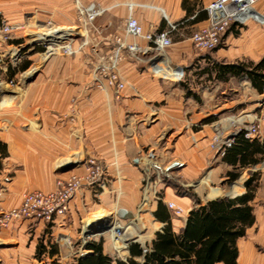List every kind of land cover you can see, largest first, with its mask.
I'll use <instances>...</instances> for the list:
<instances>
[{
    "label": "crops",
    "instance_id": "obj_1",
    "mask_svg": "<svg viewBox=\"0 0 264 264\" xmlns=\"http://www.w3.org/2000/svg\"><path fill=\"white\" fill-rule=\"evenodd\" d=\"M183 1L116 0V4L111 5L115 1L104 0L109 9L108 16L98 23L103 27L101 32L104 34L97 49L99 53H91L89 46L80 48L77 45L74 55L52 57L42 73L30 83L29 94L20 114L16 108L9 113L14 125L0 130V189L3 191L0 208L19 206L26 191L50 192L57 188L59 178L83 173L81 161L88 153H97L107 168V190L101 195L86 190L83 196L73 200L64 218H57L51 224L43 220L25 219L16 221L8 230L0 231V240L5 238L7 241L21 240L28 232L42 233L37 250L38 244H42L47 251L40 256H37L36 251L38 261L34 264H49L45 257H53L54 253L48 251L55 237L64 238L82 229L84 222L87 223L84 213H90L88 208L93 204L94 197L105 201L111 208H125L128 212L134 210L140 201V181L143 168L150 159L146 154L150 151L157 149L156 154L163 163H167V167L175 165L172 173L173 169H178L175 172L188 180L200 178L211 151L210 138L216 118L238 107L261 112L260 138L264 140V91L260 93L245 78L233 77L228 81H217L208 79L207 73H204L199 79L196 78L195 84L189 86L199 96L195 98L187 95L183 83L162 81L134 59H127L121 63L119 70L125 81L137 86V91L128 86L117 101L112 90L101 91L93 85L94 60L112 48L107 40L111 38L108 32L110 27L107 25L117 14L115 11L122 12L120 16L127 19L130 14L128 5L132 2L136 4L135 15L146 30L167 28L165 15L173 22H182L180 33H176L178 40L170 48L169 54L174 62H183L185 59L195 61L198 54L195 53L190 35L202 27L207 19L187 23ZM210 1L198 0L203 5ZM258 6L264 11V0H260ZM225 38V43L216 51L204 53L229 63L247 60L257 62L264 56V25L250 24L243 29L233 28ZM196 60L203 68L207 64L205 58ZM229 92H235V96L231 97ZM219 94L225 98H220ZM213 116L216 117L214 120L206 121ZM167 133L169 141L164 147H159V140ZM170 138L175 140L172 145ZM72 153H76L80 159L78 166L70 159ZM65 163H73V166L60 169L59 166L63 167ZM222 165L226 168L223 181L226 182L233 167L222 159L221 166L214 167L215 176L221 173L218 170H221ZM257 167L258 170H255ZM252 171L260 173V184L251 203L256 221L248 228L246 236L239 238L240 255L237 264H264V203L260 204L264 200V159L244 169L238 178L247 173L246 182ZM235 181H231V186H234ZM244 187L246 191L245 183ZM208 188L205 185L203 189ZM237 195L229 193L201 198L200 202L206 204L216 198H236ZM165 196L186 207V217L179 219L173 216L171 219L172 226L179 231L184 227L189 211L197 200L191 206L188 197H179L170 187L166 189ZM113 212L110 210L109 213ZM158 222L162 228L164 222ZM153 227L154 231L158 229ZM0 262L6 264L2 259ZM14 263L17 264L16 261L10 264Z\"/></svg>",
    "mask_w": 264,
    "mask_h": 264
},
{
    "label": "rangeland",
    "instance_id": "obj_2",
    "mask_svg": "<svg viewBox=\"0 0 264 264\" xmlns=\"http://www.w3.org/2000/svg\"><path fill=\"white\" fill-rule=\"evenodd\" d=\"M103 1L104 0H84L86 4L90 2H97L100 5L102 4L107 7V4ZM112 1H115V3L112 2L111 5L116 4V0ZM171 1L172 0H170V2ZM115 14L116 15H114V17L111 19V22L107 25V27H110L108 28L110 30L108 32L111 35V38L107 40L111 43L112 46L115 42L114 37L117 36V34L125 33L126 18L120 16L122 12L120 13L115 11ZM106 16H108L107 11L100 18L97 19V21L95 22V27H93L94 29H92V31H89L88 33L75 34L73 37H71L74 40L73 43L75 44V51L77 45H79L80 48L89 46L91 53L95 54L94 51L95 49H99L98 47L102 43L101 37L104 35L103 32H101L103 27L99 26L98 23L101 19L105 18ZM3 20L9 23L23 22L25 25L27 23L28 27L23 29L22 31H19L16 34V37L13 40H10L8 43L0 42V81L1 83L3 82L5 88L2 94L0 95V130L4 127L8 129L9 127L14 125V121L13 119L11 121V115L9 113H12V111H14L12 109L16 108L17 110L19 109L18 115L20 114V109L24 107L26 103V98L29 94L30 83H32V81L37 78L39 74L42 73L46 63L54 56H66L62 54L59 55L55 53H48L49 51H51V47L56 46V43L55 40L40 42V40H45L46 38H48L49 33H47L46 31L55 29H58V32L63 30L69 31L72 29L70 28V26L73 27L74 24L79 23V18L78 14H76L74 0H0V24ZM53 25L57 27L49 28ZM232 29L229 30L227 34L230 33ZM176 35L177 34L175 33L173 36V40L175 42L178 40V35ZM51 36L52 35H50L49 37ZM31 42L33 44H31ZM193 47L195 53L198 54V56L196 55V59L202 57L205 54L203 51L196 49L194 44ZM216 50L217 49L206 52L212 53ZM14 52L16 53V55H13ZM98 53L99 52H96V55ZM98 59L99 58H96V60L94 61L96 62L98 61ZM196 59L195 61H197ZM195 61H189L187 59L183 61V63L186 65V68H188V78L186 81L188 82L189 86L196 83V77L193 73V70L189 68L193 63H195ZM29 63L30 66L28 69L24 71L20 70L23 65ZM94 66L95 64L92 67V73H94ZM12 72L14 74H12ZM10 79L14 80L13 84H8L6 82L10 81ZM229 93L231 97L235 96V92ZM219 96L222 99L225 98V96H222L221 94H219ZM120 99L121 97L119 98V100ZM116 100L119 101L118 99ZM75 102L76 101L74 100L73 103ZM243 111L246 114L257 112L258 115L263 118L260 111H256L250 108L248 110H243L241 107H238L234 111L224 113L216 119L220 120L221 118H225L227 116H235L242 113ZM168 135L169 133L163 134L161 140H159V147H164L166 145V142L169 141ZM261 136L262 126L260 129V137ZM170 140V144L172 145L175 140L174 138H170ZM156 150H152L149 152V154H146L150 157V159L143 168V175L140 181V201L137 204V207L131 212H129L134 215V217L132 218V216L128 215L127 218H121L118 215L119 209L111 208L105 201H101L98 197H94L92 201L93 204H91L90 208H88L90 213H84V215H86L85 219L87 224L91 218H102V220L104 218H107L106 220L109 219V223L111 222V225H115L117 226V228H119L120 231L118 233V237H122L123 233L128 230V227L131 226L135 230H138L141 234L135 236V239H137V241L139 240L143 242L144 244H142L147 247L149 244H151L152 238L155 236L156 231H158H154L153 226L159 227L158 229H160L161 227L160 223L154 219L155 217L153 216L152 211L157 207L158 196H164L166 201L168 200L165 196V191L168 187H170V189H173L175 194L179 197H188L187 201H189L191 206L194 205L197 199H208V197L222 196L227 195L229 193L235 196L245 191L244 183L245 179L248 176L247 173H244L240 178H238L235 181L234 186H231L232 182L230 180L223 182L226 172V168L223 165L221 167V170H218L221 171V173L215 176L214 173L216 172L214 167L221 166L222 156H219V154L215 153L213 150H211V148V151L208 153L209 156L207 158L208 161L206 163L205 171L201 173L200 178L193 180H188L184 178V176L180 173L175 172L178 169H175V171L173 169L172 173V168L175 165L167 167V163H163L161 161L159 156L156 154ZM92 156L99 157V155L95 152L86 154V158L82 159L83 161H81L83 166L86 162V159L91 158ZM70 159L75 162L76 166H78L80 159L77 158L76 153H72L70 155ZM102 162L106 170V164L103 159ZM69 167L70 166H59L60 169H65ZM255 170H258V167ZM207 180L208 182H206ZM205 185H208V187L210 188H208V190H204L203 188L205 187ZM146 189L148 191L147 193H145ZM212 191H216V193H211ZM144 196H146V198L150 200V203L147 204L148 206L146 205L148 209H143L141 206V204L144 202ZM261 203H264V200H261L260 204ZM180 205L184 208V211L186 212V207H184L182 204ZM110 210H114L113 213L115 215L109 213ZM186 216L187 212L183 216L175 217L180 219ZM9 228L10 226L8 228L0 227V231L8 230ZM77 230L78 231H76L72 235L66 236L64 238L59 236L53 239L54 244L58 246L59 251L55 255H53V257H45V260H47L49 264H53L52 260L56 261L59 264H76L77 259L74 257V255L76 252H79L83 246L81 238L83 230ZM116 235L117 231L113 232L111 229L109 230V232L106 231L104 234H98L94 236L93 241L102 240L104 243V250L107 254H110L116 259L124 260V258H127L126 256L129 254V252L124 248V241L122 248H116V243L112 239V237L114 238V236L116 237ZM41 236H43V234L40 232H28L27 234L22 236L21 240L8 239L7 241V239L1 238L0 259L5 261L6 264H10L14 261H16L17 264L36 263L38 261L35 256L37 251V243L40 242ZM143 236L149 237L143 238Z\"/></svg>",
    "mask_w": 264,
    "mask_h": 264
},
{
    "label": "built area",
    "instance_id": "obj_3",
    "mask_svg": "<svg viewBox=\"0 0 264 264\" xmlns=\"http://www.w3.org/2000/svg\"><path fill=\"white\" fill-rule=\"evenodd\" d=\"M259 2L260 0H213L209 2L204 6V9L208 12L206 23L190 35L195 48L203 52L213 51L225 43V36L232 27L243 29L250 24L264 25V11L258 7ZM74 5L79 23L74 24L73 27L70 26L72 29L69 31L63 30L59 34L51 37L49 35L45 40H40V42L55 40L56 46L51 47V51L48 53L73 55L75 44L71 37L75 34L92 31L97 19L109 9L97 2L86 4L84 0H74ZM135 6L136 4L133 2L128 5L130 14L125 22V33L117 34L114 37L115 42L111 50L107 54L98 57L99 59L93 69V80L96 88L101 91L112 90L114 98L118 100L128 86L136 91L138 90L135 84L124 80L119 70L121 63L127 59H134L146 71L148 70L156 78L166 82L185 83L188 78L186 65L183 62H174L171 54H169L170 48L175 43L173 36L181 31L182 22H173L165 15L167 28L158 31L146 30L135 15ZM27 27V23L25 25L23 22L9 23L3 20L0 24V42L8 43L16 37L19 31ZM52 27L57 26L53 25L49 28ZM31 44L33 43L31 42ZM95 52H98V50L95 49ZM6 82L13 84L14 80L10 79ZM261 120L262 117L257 112L246 114L244 111L238 115L217 120L214 122V132L210 138L211 150L223 157L226 150L235 143V135L239 132H244L245 137L248 139L260 137ZM107 177V171L101 158L94 156L87 158L83 173L59 178L56 189L50 192L42 190L26 191L22 195L19 206L7 209L0 208V227L8 228L16 221L25 219L43 220L51 224L57 218H64L70 210L73 200L83 196L86 190L94 191L97 195L107 190ZM147 192L146 189L145 193ZM2 194L3 191L0 189V197ZM157 198V204L160 201L166 203L173 216H183L186 213L184 208L175 201H166L164 196H158ZM149 203L150 200L144 196V202L141 206ZM86 224L84 222L81 229L83 230L81 234L83 246L79 252L75 253L74 257L76 259L88 253L87 243L92 242L94 236L106 232L85 234ZM111 228H113L112 225L109 230ZM133 242L139 241H136L135 238L126 240L124 248L128 252L129 246ZM142 246L147 248L143 244Z\"/></svg>",
    "mask_w": 264,
    "mask_h": 264
},
{
    "label": "trees",
    "instance_id": "obj_4",
    "mask_svg": "<svg viewBox=\"0 0 264 264\" xmlns=\"http://www.w3.org/2000/svg\"><path fill=\"white\" fill-rule=\"evenodd\" d=\"M183 8L187 11L185 17L187 23H196L208 18L207 10L198 0H184ZM202 58L207 61L204 68L198 62H195L197 65L189 67L194 69L193 73L197 79L204 73H207L208 79L217 81H228L233 77L245 78L263 93L264 56L257 62L247 60L233 63L216 60L208 54ZM29 66L30 63L25 64L20 70L24 71ZM183 85L188 96L199 97L191 90L187 81ZM215 118L213 116L206 121ZM225 153L223 161L233 167L228 174L229 180L235 181L244 169L251 168L264 159V140L260 137L248 139L244 132H239L235 135V143ZM259 179L260 173L252 171L245 182L246 191L236 198L225 196L210 200L206 204H201L200 199H197L189 211L184 227L179 231L171 224L172 212L166 203L160 201L153 213L158 221L164 222V225L156 231L147 248L138 240L139 242L130 244L127 259H115L105 253L102 240H95L87 243L89 252L77 258L76 264H237L240 255L239 238L246 236L248 228L256 221L251 203L256 197ZM38 245L37 256H40L47 250L45 245ZM51 245L48 252L50 254L57 252L58 246ZM52 263L59 264L56 261Z\"/></svg>",
    "mask_w": 264,
    "mask_h": 264
},
{
    "label": "bare ground",
    "instance_id": "obj_5",
    "mask_svg": "<svg viewBox=\"0 0 264 264\" xmlns=\"http://www.w3.org/2000/svg\"><path fill=\"white\" fill-rule=\"evenodd\" d=\"M47 33H49V35H54V34H56V33H59L58 32V29L56 30H48V31H46ZM13 55H16V53L14 52L13 53ZM5 88H4V85H3V83H1V81H0V95L2 94V92H3V90H4ZM148 206V205H147ZM146 205H144V206H142V208L143 209H148V207H147ZM126 215L124 216V218H127L128 217V215H130V216H132V218L134 217V215H132L131 213H129L127 210H126V213H125ZM148 215V214H147ZM148 217V216H147ZM107 218H104V220H102V222L104 223V224H108L109 223V219L108 220H106ZM112 227L113 228H111L112 229V231L113 232H115V231H117V235H116V237L114 236V238L113 239H115L114 240V242L116 243V248H122V246H123V241H124V243H125V245H126V240H128V239H131V238H135V236H138V235H141L140 234V232L138 231V230H135L134 228H132L131 226L130 227H128V230L127 231H125L124 233H123V235H122V237H118V233H119V228H117V226H113L112 225ZM157 228H159V227H157ZM157 230H159V229H157ZM141 231V230H140ZM148 236H143V238H147ZM136 241H137V239H136Z\"/></svg>",
    "mask_w": 264,
    "mask_h": 264
},
{
    "label": "water",
    "instance_id": "obj_6",
    "mask_svg": "<svg viewBox=\"0 0 264 264\" xmlns=\"http://www.w3.org/2000/svg\"><path fill=\"white\" fill-rule=\"evenodd\" d=\"M63 166H73V163H65ZM126 209L122 208L118 210V215L123 218L126 214ZM104 220V219H103ZM107 225V226H106ZM111 227V222L108 224H104L102 222V218H94L91 220L87 226H86V234H94L97 232H105L108 231L109 228Z\"/></svg>",
    "mask_w": 264,
    "mask_h": 264
}]
</instances>
